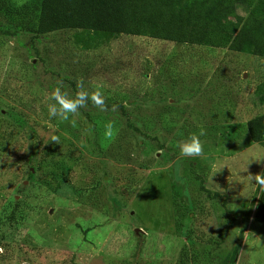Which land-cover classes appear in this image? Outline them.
I'll list each match as a JSON object with an SVG mask.
<instances>
[{"label":"rangeland","instance_id":"374dc122","mask_svg":"<svg viewBox=\"0 0 264 264\" xmlns=\"http://www.w3.org/2000/svg\"><path fill=\"white\" fill-rule=\"evenodd\" d=\"M247 14L226 24L239 30ZM13 31L0 15V264H264V140L247 125L264 114V58ZM61 84L99 90L104 110L88 101L50 118ZM201 130L202 154L182 156Z\"/></svg>","mask_w":264,"mask_h":264},{"label":"trees","instance_id":"16d2710c","mask_svg":"<svg viewBox=\"0 0 264 264\" xmlns=\"http://www.w3.org/2000/svg\"><path fill=\"white\" fill-rule=\"evenodd\" d=\"M242 8L248 14L240 29L229 27L226 18L241 17ZM0 15L14 27L12 33L38 36L84 30L99 39L116 34L145 36L264 58V0H0ZM247 125L252 141L263 142L264 114ZM30 176H35L32 171ZM255 220L264 223L261 188Z\"/></svg>","mask_w":264,"mask_h":264},{"label":"clouds","instance_id":"9594fccd","mask_svg":"<svg viewBox=\"0 0 264 264\" xmlns=\"http://www.w3.org/2000/svg\"><path fill=\"white\" fill-rule=\"evenodd\" d=\"M78 90L74 96H70L66 91H62V84L55 87L52 92V100L54 104L49 105L48 115L50 118H59L61 120H68L70 114L77 113L78 109L84 107L86 102L91 101L101 111L104 110V97L102 93L97 90L91 95L86 90H83L82 85L77 86ZM205 135L201 130L199 135L193 134L186 141L180 144V152L185 157H199L203 152V146L200 136ZM114 136V125L109 121L105 125L104 137L111 139ZM56 139L55 137L53 138ZM255 182L264 190V175L258 174L255 176Z\"/></svg>","mask_w":264,"mask_h":264}]
</instances>
